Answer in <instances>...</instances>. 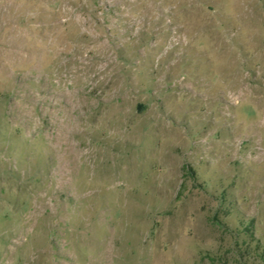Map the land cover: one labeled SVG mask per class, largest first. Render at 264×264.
I'll use <instances>...</instances> for the list:
<instances>
[{
	"label": "rangeland",
	"instance_id": "obj_1",
	"mask_svg": "<svg viewBox=\"0 0 264 264\" xmlns=\"http://www.w3.org/2000/svg\"><path fill=\"white\" fill-rule=\"evenodd\" d=\"M264 0H0V264H264Z\"/></svg>",
	"mask_w": 264,
	"mask_h": 264
},
{
	"label": "trees",
	"instance_id": "obj_2",
	"mask_svg": "<svg viewBox=\"0 0 264 264\" xmlns=\"http://www.w3.org/2000/svg\"><path fill=\"white\" fill-rule=\"evenodd\" d=\"M263 258H264V253H263Z\"/></svg>",
	"mask_w": 264,
	"mask_h": 264
}]
</instances>
